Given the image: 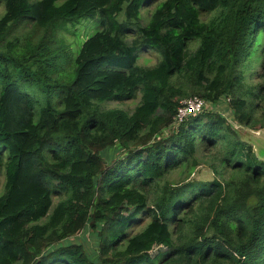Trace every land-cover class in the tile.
<instances>
[{
	"label": "trees",
	"instance_id": "16d2710c",
	"mask_svg": "<svg viewBox=\"0 0 264 264\" xmlns=\"http://www.w3.org/2000/svg\"><path fill=\"white\" fill-rule=\"evenodd\" d=\"M0 3V264H264V160L212 110L174 127L187 96L211 107L230 97L236 121L251 122L243 87L260 49L264 77V0ZM84 18H97L100 30L61 80L55 35ZM22 22L43 37L9 39ZM150 49L161 60L140 66ZM34 87L65 91L41 105ZM139 92L132 112L101 108ZM247 94L264 104V81ZM217 148L211 181L168 182L178 168L190 175L199 151ZM144 215L151 221L130 235ZM82 233L94 248L72 241Z\"/></svg>",
	"mask_w": 264,
	"mask_h": 264
},
{
	"label": "rangeland",
	"instance_id": "374dc122",
	"mask_svg": "<svg viewBox=\"0 0 264 264\" xmlns=\"http://www.w3.org/2000/svg\"><path fill=\"white\" fill-rule=\"evenodd\" d=\"M156 5L146 7L142 10L141 24L145 26L148 24ZM5 13V7L3 3H0V18ZM213 15H202L203 21H209ZM124 14L120 17V20H124ZM100 30L99 21L97 18H84L79 23L75 25L69 24L67 29L60 30L55 36L56 42L54 43V48H59V54L61 53V65L59 67L58 77L62 80L67 72L66 66L70 58H75L82 46V44L93 34ZM43 31L35 28L34 24L31 23H21L15 25L11 31L9 39H14L16 37L25 38L26 36H32L34 41H38L39 38L43 37ZM135 38L134 35L126 37L128 42H131ZM260 44H264L263 35H260ZM199 46V42L193 41L189 43L188 53H194ZM63 53V54H62ZM255 56V55H254ZM263 58L262 50L260 49L258 55L253 58L252 66L246 72V78L244 80V93L246 94V99L249 101L250 107L249 111L251 113V122L248 124H240L236 121L233 110L230 106V97L223 96L221 100L215 105L210 106L208 103L205 107V111L212 110L215 113L221 114L233 127L234 131L238 134L241 141L251 146L254 150L255 155L260 159L264 160V104L261 100H250L248 97V91L250 88L263 83L264 77H261L263 73V68L261 67V61ZM161 60V53L157 50H144L139 53L138 64L142 67H153ZM63 81L60 83H66ZM31 92L33 95H38L37 100L39 104L44 105L48 97H54L57 93L64 92L65 90L60 87L52 91L49 96L44 87H34ZM188 93L191 94V90L187 89ZM193 96L184 97L180 102L189 99ZM142 94L138 93L136 98L125 101V102H108L101 105L103 110L109 109H123L128 112H132L141 102ZM218 151L213 149L202 153L199 151L197 153L199 166L189 175L188 168L182 169L178 168L174 170L170 175H168L167 180L171 184H180L184 180L192 179L196 181L208 182L214 178V173L212 171L211 164L214 162L212 156ZM4 161H7V152H3ZM221 169V168H220ZM225 176H229L227 173ZM5 168L4 166L0 168V196L5 193ZM59 202V198L55 197V205ZM151 216L144 215L139 218V220L132 226L129 230L130 235H135L141 232L147 224L151 221ZM72 241H85L88 247L94 248L95 239L91 236H86L84 233L80 234L77 238L72 239Z\"/></svg>",
	"mask_w": 264,
	"mask_h": 264
},
{
	"label": "built area",
	"instance_id": "2783aa9c",
	"mask_svg": "<svg viewBox=\"0 0 264 264\" xmlns=\"http://www.w3.org/2000/svg\"><path fill=\"white\" fill-rule=\"evenodd\" d=\"M207 102L199 96H193L183 101L177 109L174 127H179L187 118L202 114Z\"/></svg>",
	"mask_w": 264,
	"mask_h": 264
}]
</instances>
